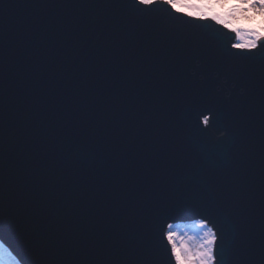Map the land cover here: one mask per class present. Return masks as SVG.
I'll use <instances>...</instances> for the list:
<instances>
[{"label": "water", "instance_id": "1", "mask_svg": "<svg viewBox=\"0 0 264 264\" xmlns=\"http://www.w3.org/2000/svg\"><path fill=\"white\" fill-rule=\"evenodd\" d=\"M155 0H0V241L20 264H264V37Z\"/></svg>", "mask_w": 264, "mask_h": 264}, {"label": "rangeland", "instance_id": "2", "mask_svg": "<svg viewBox=\"0 0 264 264\" xmlns=\"http://www.w3.org/2000/svg\"><path fill=\"white\" fill-rule=\"evenodd\" d=\"M141 1L148 3L155 0ZM168 4L189 16L212 18L228 29L235 31L238 39L235 44L237 47H254L257 45V40L264 37V0H169ZM194 227L197 237L207 239L213 249L215 235L211 227L206 225L207 228H204L201 223L195 224ZM186 246L187 252L181 254L178 250L174 252L172 245L174 255L176 253L177 263L185 264L187 261V264H196L194 255L196 245L187 243ZM0 264H19L1 241Z\"/></svg>", "mask_w": 264, "mask_h": 264}, {"label": "trees", "instance_id": "3", "mask_svg": "<svg viewBox=\"0 0 264 264\" xmlns=\"http://www.w3.org/2000/svg\"><path fill=\"white\" fill-rule=\"evenodd\" d=\"M197 223L203 224L204 228H207L201 221H195L190 223H176L168 227L167 237L173 245L174 252L180 251L181 254L187 252V243L196 245L195 259L196 264H212L213 261V249L210 247L209 241L202 237H197L194 225ZM206 250V252H205ZM176 255V253H175ZM187 264V261L186 263Z\"/></svg>", "mask_w": 264, "mask_h": 264}, {"label": "bare ground", "instance_id": "4", "mask_svg": "<svg viewBox=\"0 0 264 264\" xmlns=\"http://www.w3.org/2000/svg\"><path fill=\"white\" fill-rule=\"evenodd\" d=\"M169 3V0H166Z\"/></svg>", "mask_w": 264, "mask_h": 264}]
</instances>
